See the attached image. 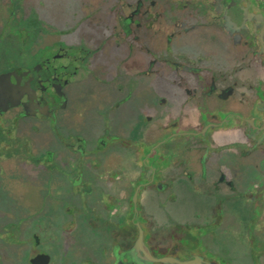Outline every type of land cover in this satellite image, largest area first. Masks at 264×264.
<instances>
[{
    "label": "flooded vegetation",
    "instance_id": "1",
    "mask_svg": "<svg viewBox=\"0 0 264 264\" xmlns=\"http://www.w3.org/2000/svg\"><path fill=\"white\" fill-rule=\"evenodd\" d=\"M15 1L0 0V41L11 31L20 35L24 61L0 76L17 73L33 101L0 114L2 140L12 147L27 143L29 155L31 139L18 137L23 126L31 135L41 121L53 126L59 170L48 153L45 200L67 205L68 220L60 221L62 210L44 214L42 201L45 216L30 223L27 238L18 237L14 225L3 226L0 264H7L3 250L16 244L22 264L43 255L55 264L61 235L69 238L81 222L94 234L100 227L106 244L102 262L87 254L79 264H219L198 240L171 238L145 216L139 199L117 205V187L139 190L138 197L142 190L169 194L167 203L184 189L196 198L191 206L211 207L203 228L211 236L227 225V206L238 204L251 215L257 207L250 226L264 230V0H71L81 14L72 10L64 24L37 17L36 45L48 28L68 36L41 47L33 65L31 38L19 25L30 10L17 13ZM87 28L94 36L78 39ZM68 116L74 130L64 129ZM151 125L155 131L137 142L126 133L127 127ZM131 147V163L142 171L133 180L124 160L108 157ZM15 154L8 152V159ZM244 233L237 237L251 253L255 233ZM258 244L264 255V237Z\"/></svg>",
    "mask_w": 264,
    "mask_h": 264
},
{
    "label": "rangeland",
    "instance_id": "2",
    "mask_svg": "<svg viewBox=\"0 0 264 264\" xmlns=\"http://www.w3.org/2000/svg\"><path fill=\"white\" fill-rule=\"evenodd\" d=\"M7 2L5 1V3ZM14 8L17 13L22 8H28L30 10L28 18L20 22L19 25L22 26L23 29H27L32 41L30 45L35 55L31 65L34 64L35 58L40 56L41 52H39V50L41 47L50 45L52 41L68 36V33H64L63 31L55 30V32H53V30L51 31L48 28L43 34L44 37L42 38L41 36V39H43L42 44L38 43V45H36L34 40L36 36H39L38 30L40 29V22L37 17L54 26L64 24L65 22L63 23V21H65L67 14H71L72 10L81 14L79 6L71 0H16ZM64 15L65 17H63ZM77 33L76 36L80 40L85 38L89 39L94 36L91 35L93 29L91 30L89 28L78 31ZM19 36L18 34H13L11 31L0 41V56H5V59L0 60V72H5L11 67H17L18 62L24 61L23 55H20L21 48L20 45H18V41L20 40ZM8 60L12 62V64L9 63ZM153 112V115H155V111ZM148 115L151 117L152 114ZM69 116H71V114ZM69 116L66 117L63 126L64 129L70 131L71 129L74 130V126L72 119L70 121L67 119ZM157 117L161 120H165L166 114L158 113ZM149 123L153 124V121H149L148 124ZM26 124L30 125L29 122ZM146 124L147 123L144 125L146 126ZM36 125L39 127L37 134L31 135L27 125H24V130H21L18 136H27L31 139L32 144H30V148L32 149V153L29 155H27V150H29L27 143L25 145L23 142H20L17 143L16 147H12L11 141L6 137L2 140L4 136L0 129V151L2 150L3 152V155L0 156V231L3 226L14 225L17 227L14 230L15 233L18 234V237L21 236L23 239L27 238L32 231V225H30V223L33 222L37 224L42 221V216L44 214L47 215L49 210L50 212L53 209H56L54 211L60 212L62 210L64 215H62L63 217L60 221L66 224L68 220L67 205L55 207L49 205V203L47 204L45 200L47 186L42 170L46 169L44 161L48 153L53 152L55 154L54 167L56 169L58 166L59 170L60 145L56 143V138L53 137L56 133L50 129L51 127L53 128V126H49L48 121H41ZM151 131H155L154 125L146 129L138 126L135 129L134 127H127L126 129L127 135L132 137L135 142L139 141V139L141 140V138H145V134ZM46 149L49 151L46 152ZM132 149L134 148L131 147L124 155L112 153L108 155V157H112L111 159L124 160L128 165L127 175L128 177H132L133 180L137 175L142 174V171L139 167H135V164L133 165L131 163ZM8 152L16 154L13 158L8 159ZM109 165L110 162L108 160L107 163H105V167L108 168ZM4 172L6 173L5 176L3 175ZM58 184L63 197L68 196L67 193H65L67 191L66 182L60 180ZM124 189L123 187L113 189L117 194V205L121 202L128 206L129 202L134 200L135 189L132 187ZM122 194L123 196L125 195V202L124 198L121 199ZM168 195L169 194H155L154 191L142 190L138 199L143 206L145 216L153 217L158 225L162 226L161 228H163V231L169 233L167 234L171 238L174 237L180 241L182 239L198 240L205 252L209 254L212 253L214 255V259H212H218L219 264H264V255L260 253L258 244L260 238L264 237V230L256 229L255 226H250L253 213H255L256 216L259 213L257 207H255L256 210L253 209L251 215V213H247L245 207L241 204L227 206L226 209L230 215L227 225L222 226L216 231V235L211 236L203 229L207 225L205 218L210 215L212 210L211 207L210 209L205 208V206H202L200 203L191 206L188 201H194L196 198L191 194L188 195V192L184 189H180L176 192L178 200L174 203H167L170 196ZM42 201L45 207L44 209H46L44 212L41 209L43 208ZM159 201H164L165 203L160 204L158 203ZM91 202L93 203V201ZM247 217H250L248 221ZM242 231L245 232L244 235L248 237L250 235H247V232L255 233V236H251L254 242L256 241L255 248L252 246L254 253L252 251L250 253L248 243L245 242L242 236L237 237L238 233H242ZM95 232L97 233L94 234L89 231L81 222L77 230H71L72 235L69 238L61 235L62 239L58 241V247L53 253V255L56 256L55 264H79L82 260L81 258H84L87 254H90L96 262H102L101 249L106 242L103 235H99V233L102 232L100 227L96 229ZM29 241L32 244V240ZM23 243L26 244L25 240ZM8 247L13 249H4L2 252L7 259V264H22L21 261L24 258L23 250H19L17 244L14 247L13 245ZM0 248L3 249L2 246H0Z\"/></svg>",
    "mask_w": 264,
    "mask_h": 264
},
{
    "label": "water",
    "instance_id": "3",
    "mask_svg": "<svg viewBox=\"0 0 264 264\" xmlns=\"http://www.w3.org/2000/svg\"><path fill=\"white\" fill-rule=\"evenodd\" d=\"M21 80L22 78L19 77L17 73H9L0 76V114H3L21 104L26 106L33 101V91H31V93L27 90L28 85H21ZM25 96H28V98L25 102H22ZM138 192L139 190L134 194V201H137L138 199ZM122 197H125V195L123 196L122 194ZM49 260V256H37L32 260V264H49ZM158 261L165 262L166 260Z\"/></svg>",
    "mask_w": 264,
    "mask_h": 264
}]
</instances>
